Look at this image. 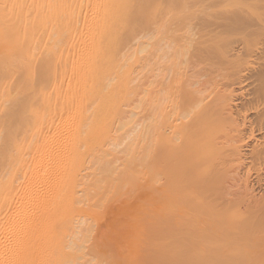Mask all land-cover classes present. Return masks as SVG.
I'll return each instance as SVG.
<instances>
[{
    "label": "bare ground",
    "instance_id": "1",
    "mask_svg": "<svg viewBox=\"0 0 264 264\" xmlns=\"http://www.w3.org/2000/svg\"><path fill=\"white\" fill-rule=\"evenodd\" d=\"M0 264H264V0H0Z\"/></svg>",
    "mask_w": 264,
    "mask_h": 264
},
{
    "label": "rangeland",
    "instance_id": "2",
    "mask_svg": "<svg viewBox=\"0 0 264 264\" xmlns=\"http://www.w3.org/2000/svg\"><path fill=\"white\" fill-rule=\"evenodd\" d=\"M260 244V243H259ZM259 246H261V245H259Z\"/></svg>",
    "mask_w": 264,
    "mask_h": 264
}]
</instances>
